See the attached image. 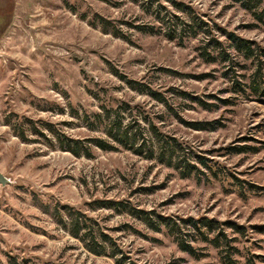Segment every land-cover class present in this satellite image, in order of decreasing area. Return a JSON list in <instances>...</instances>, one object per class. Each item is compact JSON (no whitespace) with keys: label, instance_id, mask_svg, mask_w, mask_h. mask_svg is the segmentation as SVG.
<instances>
[{"label":"rangeland","instance_id":"374dc122","mask_svg":"<svg viewBox=\"0 0 264 264\" xmlns=\"http://www.w3.org/2000/svg\"><path fill=\"white\" fill-rule=\"evenodd\" d=\"M229 35L264 50V0H0V264H264V99Z\"/></svg>","mask_w":264,"mask_h":264},{"label":"trees","instance_id":"16d2710c","mask_svg":"<svg viewBox=\"0 0 264 264\" xmlns=\"http://www.w3.org/2000/svg\"><path fill=\"white\" fill-rule=\"evenodd\" d=\"M228 38H229L228 40L230 43V46H229L230 50H233L237 54L242 55L244 57L245 61H251L252 60L254 63V68L252 70L251 75L249 76V82H250L249 85L242 82V81L247 80V76H240L239 74H237V72H235L234 78L236 80L241 79V81L235 82L234 93L246 95L247 94L246 91L249 90L252 94L258 96L259 100L264 99V50L259 48L256 44H253V43L245 41V40H241V39L236 38L234 36L229 35ZM217 44H218L217 47L219 49L220 48L222 49V44L221 45H220V43H217ZM220 57H222L221 61L223 63L230 64L231 69H233V70L236 68V66L239 65L238 63H236L234 61L233 58H231V56H229V54L225 51V49L220 52ZM113 127L114 128H113V130L110 131L111 133L109 135L114 137L115 139H120L119 140L120 144L127 145L130 142H134L136 140L135 136H131L125 130H122L121 124L118 125L117 121L113 124ZM193 127H195L196 129H199L200 131H207L210 126H209V124H202L201 123V124H197ZM114 132H115V135L112 134ZM97 144L102 149H106V147H107L103 142H100V141L97 142ZM79 145L80 144L78 142L67 140V146H68L69 151H71L77 157H80V155H81V153H80L81 149H80ZM163 150L164 149H161L160 152H162ZM117 204L119 205V203H117ZM137 213H143V212L138 211ZM158 219H159V221L161 220V222H166V223H168L170 221V219H165L161 216H158L157 220ZM148 220H149V224L152 226V222L154 219L149 218ZM188 221H189V225L192 228H194V230L197 233H201L202 235H208V233H212L220 225L219 223H217V221L210 220L208 218H201L199 220L189 219ZM86 222H87V217L81 213H78V216H75L71 222V234L75 238H80L83 241H85V237L89 236V240L93 245V246L90 245L92 247H89V250L91 252L97 254V255H102L104 251L103 252L97 251V249H96V247H94V245H99L98 239L101 238V240L104 241V239H107V237H106V235H104L101 232H98L97 234L94 233L92 228H90V227H88V225H86ZM174 224H177V223L174 222ZM178 228H179V225H178ZM85 229H89V231L82 233V232H84ZM232 229L239 232L241 227L233 225ZM215 238L218 239V237H215ZM224 238L227 240V237H224ZM179 244H180V247L184 251L194 255L193 247L189 243H185L184 239L180 240ZM230 244H231V241L228 240V242H227L228 249L232 248ZM231 264H236V263L231 262Z\"/></svg>","mask_w":264,"mask_h":264},{"label":"water","instance_id":"95a60500","mask_svg":"<svg viewBox=\"0 0 264 264\" xmlns=\"http://www.w3.org/2000/svg\"><path fill=\"white\" fill-rule=\"evenodd\" d=\"M7 179L4 178V176L0 173V183L1 184H7Z\"/></svg>","mask_w":264,"mask_h":264}]
</instances>
